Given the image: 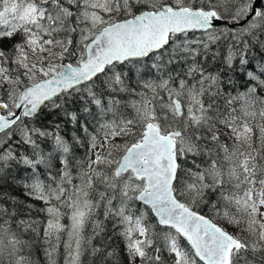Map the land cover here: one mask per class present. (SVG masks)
Masks as SVG:
<instances>
[{
	"label": "snow or ice",
	"instance_id": "6c2138e0",
	"mask_svg": "<svg viewBox=\"0 0 264 264\" xmlns=\"http://www.w3.org/2000/svg\"><path fill=\"white\" fill-rule=\"evenodd\" d=\"M0 264H264V0H0Z\"/></svg>",
	"mask_w": 264,
	"mask_h": 264
},
{
	"label": "trees",
	"instance_id": "16d2710c",
	"mask_svg": "<svg viewBox=\"0 0 264 264\" xmlns=\"http://www.w3.org/2000/svg\"><path fill=\"white\" fill-rule=\"evenodd\" d=\"M51 119H55V117H52Z\"/></svg>",
	"mask_w": 264,
	"mask_h": 264
}]
</instances>
